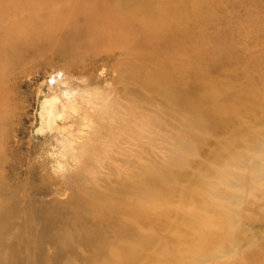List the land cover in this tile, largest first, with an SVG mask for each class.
I'll list each match as a JSON object with an SVG mask.
<instances>
[{
	"label": "bare ground",
	"instance_id": "obj_1",
	"mask_svg": "<svg viewBox=\"0 0 264 264\" xmlns=\"http://www.w3.org/2000/svg\"><path fill=\"white\" fill-rule=\"evenodd\" d=\"M33 1L0 0V57L16 52L40 63L52 57L86 67L109 65L116 82L133 83L150 97L165 99L168 117L181 112L182 118L175 119L187 137L173 140L180 151L167 152L169 160L141 161L138 156L132 166L127 156L141 150L140 138L149 140L144 147H152L155 137L149 129L152 115L128 107L93 132L101 151L81 162L75 157L81 169L66 180L54 176L48 161L40 167L21 157L0 160V264H233L224 258L236 251L219 244L236 238L235 232L217 225L234 226V200L243 194L223 190L221 184L234 186L229 176L237 166L250 163L255 171L262 169L264 113L257 108L264 105L259 101L264 75L257 89L250 80L245 86L213 82L210 74H201L203 62L193 55L188 61L181 56L168 61L192 34L206 30L208 0H119L109 11L103 0L86 8L73 0ZM74 54L83 57L72 61ZM242 116L258 119L263 128L251 136ZM230 130L227 146L218 143L213 150V163H197L205 172L191 171L186 152L201 151L205 134ZM3 152L0 148V157ZM225 154L228 158L220 159ZM109 159L119 163L109 167ZM25 163L39 183L31 182V175L25 181L19 177L18 168ZM101 168L110 171L109 181L96 174ZM90 172L95 179L89 180ZM262 178L240 173V185L253 187ZM185 179L189 186L182 185ZM249 264H256L255 259Z\"/></svg>",
	"mask_w": 264,
	"mask_h": 264
},
{
	"label": "rangeland",
	"instance_id": "obj_2",
	"mask_svg": "<svg viewBox=\"0 0 264 264\" xmlns=\"http://www.w3.org/2000/svg\"><path fill=\"white\" fill-rule=\"evenodd\" d=\"M40 1L34 0L33 3ZM99 1L73 0V4L78 3L86 8ZM118 1L103 0L106 3L103 9L114 10L112 5ZM207 2L203 10L207 15V27H204L206 30L202 34H192L189 42L180 44V52L173 53L168 61L175 63L178 56H181L180 60L188 61L193 55L203 62L201 74L203 72L210 74L213 82L225 83L230 80L238 85L243 83L245 86L250 80L255 88H261L263 79L261 76L264 75V0H208ZM106 5H108L107 9ZM201 23L200 25H205ZM246 25L252 29H246L244 27ZM255 34H260V38H256ZM69 42H75V38H70ZM82 57L78 54L70 56L72 61V58ZM48 60L40 63L31 54L16 52L9 57H0V148L7 151L1 154L0 160H15L21 157L30 159L33 164H42L40 167L48 161L47 167H51V172L55 175L52 174L60 178V181L66 180L81 169L79 160L81 162L101 151V143L99 144L92 135L93 132L100 131L111 118L115 119L113 117L115 113L128 107L152 115L149 129L155 137L152 147H144L142 144L149 140L140 138L141 150L135 152L134 156H127L132 159L129 164L138 156H141V161L149 157L157 162H165L171 158L168 155L166 158L167 152L171 154L172 150L180 151L177 150L173 140L177 135L181 136L182 140L187 137L185 128L182 130L183 128L178 127L175 119L176 115L182 118V114L171 112L168 117L169 114L164 111L167 109L165 99L160 96L150 97L133 83L125 82V86L116 82L117 73L109 65L86 67L83 66L84 64L80 65V62L74 65L69 59L60 60L51 57ZM58 70L64 72V75H58ZM127 91L129 93L131 91V94ZM261 99L264 100V97L259 98V101ZM135 104L139 105V108H136ZM257 111L264 113V105H259ZM240 122L245 126L248 125L251 136L253 132L263 128L262 122L254 117L242 116ZM230 133L231 130L219 136L212 133L205 134L206 136L203 137L207 139L202 144L201 151L197 154L186 152L185 157L193 162L189 169L194 172H205L197 166V163L206 162L211 165L213 150L218 143L227 146L224 140ZM144 134H147L146 131ZM162 138L165 141H161ZM193 143L190 145H195ZM145 149H148L147 153H144ZM127 152L131 154L132 149L128 148ZM116 155L118 159L119 156L123 157ZM71 158H75L73 162ZM226 158H228L226 154L225 157H220L223 160ZM258 161L262 166L259 171H255L250 163L242 167L237 166L229 176V181L235 182L234 186L228 183L221 184L223 190L243 194L242 197L234 200L233 207L237 213L234 226L217 225L235 232L236 238L232 236L231 241L219 244L227 245L236 251L228 253L224 258H229L233 264H249L252 259H255L256 264H264V161ZM108 162L109 167H113L119 163V160L109 159ZM31 169L30 164L25 163L18 168L19 177L23 181L27 180L28 175H31L28 171ZM240 173L249 176L261 174L263 178L253 187L246 183L240 185ZM96 174L103 177V180H108L107 178L110 177L108 168L97 169ZM96 174L90 172L89 180L95 179ZM30 177L31 182H40L39 176ZM190 183L189 179L182 181L184 186H189ZM63 190L60 191L62 193L60 198L65 200L67 195L63 194L66 193ZM174 205L180 204L175 202ZM188 207V210H195L194 206ZM223 211L225 212L226 208ZM210 216L214 217L215 213ZM103 243L106 245V242ZM110 244L115 245V243Z\"/></svg>",
	"mask_w": 264,
	"mask_h": 264
}]
</instances>
